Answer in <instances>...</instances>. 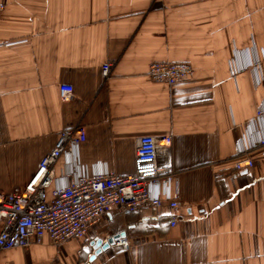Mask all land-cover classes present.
<instances>
[{
  "label": "crops",
  "instance_id": "obj_1",
  "mask_svg": "<svg viewBox=\"0 0 264 264\" xmlns=\"http://www.w3.org/2000/svg\"><path fill=\"white\" fill-rule=\"evenodd\" d=\"M0 194L24 187L59 132L84 125L65 175L134 172L138 141L171 136L180 205L112 210L82 240L46 237L0 264H87L91 243L118 235L91 264H264V0H0ZM111 62L110 79L102 67ZM160 62L189 63L174 85ZM259 63V65H256ZM71 85L74 100H60ZM246 150L253 167L238 172ZM1 230V226H0Z\"/></svg>",
  "mask_w": 264,
  "mask_h": 264
},
{
  "label": "built area",
  "instance_id": "obj_2",
  "mask_svg": "<svg viewBox=\"0 0 264 264\" xmlns=\"http://www.w3.org/2000/svg\"><path fill=\"white\" fill-rule=\"evenodd\" d=\"M5 6L0 5V16ZM256 65H259L257 63ZM189 63L160 62L151 66L149 75L155 82L174 85L190 78L194 70ZM102 77L107 82L113 64L102 67ZM71 85L60 87V100H74ZM264 117V106L257 118ZM87 140L86 128L78 124L59 132L55 147L41 161L38 170L22 188L0 194V254L15 248L25 249L32 244L41 245L46 237L56 246L71 240H82L89 230L98 225L112 210L122 214L136 213L142 209H167L170 225L179 221L180 205L175 200L178 180L172 166L173 139L169 136H146L139 139L134 172L121 176L112 172L65 175L67 183L58 184L56 166L67 157L78 164L76 151ZM264 147V138L251 148ZM236 162L238 172L252 169L253 161L246 154ZM113 246L128 248L126 239H116Z\"/></svg>",
  "mask_w": 264,
  "mask_h": 264
},
{
  "label": "water",
  "instance_id": "obj_3",
  "mask_svg": "<svg viewBox=\"0 0 264 264\" xmlns=\"http://www.w3.org/2000/svg\"><path fill=\"white\" fill-rule=\"evenodd\" d=\"M116 239H118V235L110 238L109 240H107L106 243H104L103 240H101V239H96L95 241H93L91 243V246H93L95 252L93 253V256H91L89 258L90 260L88 261L87 264H91L98 254H100L102 251L107 250L108 248H110L114 244V241ZM96 241H97V244L94 245V243H96Z\"/></svg>",
  "mask_w": 264,
  "mask_h": 264
},
{
  "label": "flooded vegetation",
  "instance_id": "obj_4",
  "mask_svg": "<svg viewBox=\"0 0 264 264\" xmlns=\"http://www.w3.org/2000/svg\"><path fill=\"white\" fill-rule=\"evenodd\" d=\"M112 237H114V236H112ZM112 237H110V238H112ZM110 238H109V239H110ZM109 239H108V240H109ZM106 242H107V241H106ZM96 244H97V241H96V243H94V245H96ZM91 247H93V246H91ZM100 247H101V246H100ZM93 249H94V248H93ZM94 252H95V251H94Z\"/></svg>",
  "mask_w": 264,
  "mask_h": 264
}]
</instances>
